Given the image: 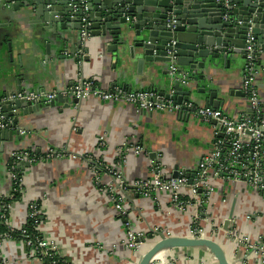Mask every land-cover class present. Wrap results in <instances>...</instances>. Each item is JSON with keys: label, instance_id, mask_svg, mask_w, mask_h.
I'll list each match as a JSON object with an SVG mask.
<instances>
[{"label": "crops", "instance_id": "1", "mask_svg": "<svg viewBox=\"0 0 264 264\" xmlns=\"http://www.w3.org/2000/svg\"><path fill=\"white\" fill-rule=\"evenodd\" d=\"M31 19L14 12L11 5H0V97L4 92L15 93L18 79L26 90L45 93L64 91L81 80H92L98 88L106 91L115 84L133 91H168L171 81L165 72L169 68H166L167 64H144L139 69L134 60L115 59L101 40L95 38L87 43L86 52L81 50V54H75V61L61 55L59 44L57 47L48 42L46 38L51 39V35L40 33L39 26L33 25ZM78 48L72 41L68 51L70 54L78 53ZM82 58L89 61L84 62ZM205 75H209L206 82L210 87L219 90L222 99L226 97L227 105L223 109L228 115L238 117L247 113L245 99L229 96L230 91L241 88L243 63L227 69L219 61L215 72L206 68ZM263 85L261 73L256 86L262 88ZM202 98L195 95L193 103L204 105L200 101ZM64 107L65 104L58 103L57 107L44 110V114L38 117L18 116L17 127L26 130L27 135L20 140L13 137L11 142H0V195L7 188L5 163L10 153L23 149L36 154H44L48 150L63 153L61 160L39 162L22 171L26 176L24 193L19 201L13 203L12 224L16 228L23 226L28 202L45 197L41 200V233L59 245V255L66 264H137L136 256L145 252L147 245H143V251L135 257L123 249V222L112 207L110 195L95 187L87 158L99 161L102 184L117 189L114 179L104 169L118 164L116 151L121 145H140L147 152L141 156H134L131 151L126 153L121 171L125 183L130 185L136 179L149 176L150 163L156 158L161 159L164 173L168 175L176 166L179 170L194 169L201 156L210 151L213 129L199 124L190 116L188 121H183L167 112L141 113L125 103H103L96 98L82 102L79 107ZM99 136L105 137L106 144L101 153L96 150ZM153 154L156 155L154 159ZM124 198L134 230L149 233L151 229L159 228L168 229L173 236L186 234L187 217L169 209L166 195L156 200L145 199L127 188ZM245 198L240 197L236 203L234 214L237 217L256 203V200ZM220 199L221 194H217L212 200L213 215L218 212L214 207L223 208L219 205ZM253 209L264 213L259 200ZM253 226L251 228L244 223L243 231L253 233L257 228L264 229L263 214L261 221L253 223ZM217 240L226 254L233 253L235 247L231 242L220 236ZM113 245L116 249L111 251ZM24 253L18 243L7 242L3 252L5 264H33ZM172 255L165 254L152 264H166V258ZM178 259L179 264H212L210 257L197 250L189 252V257Z\"/></svg>", "mask_w": 264, "mask_h": 264}, {"label": "built area", "instance_id": "2", "mask_svg": "<svg viewBox=\"0 0 264 264\" xmlns=\"http://www.w3.org/2000/svg\"><path fill=\"white\" fill-rule=\"evenodd\" d=\"M86 26L87 24L83 25L84 30L81 32L83 39L87 38ZM245 50L247 65L243 70V80L238 91L243 94L247 109L251 112L238 117L228 115L226 110L197 106L193 102L176 104L146 90L133 91L119 85L106 91L98 88L92 80H81L61 92L45 93L29 90L15 93L8 99L1 98L0 130L17 132L21 138L27 135L26 130L17 127L13 118L4 113L1 104L6 100L48 104L58 95L72 96L81 102L96 98L103 103H125L134 107L137 112L188 115L199 124L212 127L210 151L198 160L197 166L191 172L194 174L193 177H187L180 171L177 178H172L171 174L164 173L165 167L161 159L156 158L150 163L149 176L136 179L128 185L121 171L126 153L131 151L134 156H141L147 152L140 145L123 144L116 151L118 164L111 169H104L114 179L117 189L102 184L100 181L102 167L99 161L87 158L91 164L93 183L100 192L110 195L112 207L123 222L125 235L121 246L132 255L147 244L149 235L155 242L173 235L168 229L153 228L149 233L133 229L128 219L129 210L125 205L124 193L127 188L145 199L156 200L157 197L166 195L169 199V209L187 217L188 220L186 234L178 237L216 239L220 236L235 247L233 255L242 259L240 264H250V262L264 264V229L257 228L253 233L243 231L244 223L254 228L253 223L261 221V215L264 216V213L253 209L254 206L239 217L233 211L234 216L230 220L229 231L225 232L222 227L224 220L228 218L233 199L238 201L240 197L249 194L250 197H257L259 206L264 208L262 182L264 179V91L256 86L257 77L261 73L264 76V68L257 65L260 51L250 34L247 36ZM176 72L177 67L172 65L169 74L175 77ZM185 80V77L180 79L183 84ZM105 147V137L99 136L96 144L97 152L101 153ZM62 157L63 153L55 150H48L44 154H36L28 149L10 153L5 163L7 188L0 195V226H4L6 230V233H0V264H5L3 252L7 242L21 245L25 257L33 264H44L45 260H48V264H65L59 255V245L41 233L40 219L43 211L41 200L45 197L33 198L28 202L25 223L19 228L12 224L14 202L10 201L13 194L19 195L20 200L24 193L26 176L22 172L24 169H19L20 165H29V168H25L29 170L39 162L61 160ZM217 194H221L219 205L223 208L218 205V208L214 207L218 212L213 215L212 200ZM16 233L19 238L14 237ZM115 249L116 246L113 245L111 251ZM189 252L191 251L186 254V251H183L188 257ZM209 257L213 264L214 257ZM166 264H179V259L174 254L166 258Z\"/></svg>", "mask_w": 264, "mask_h": 264}, {"label": "water", "instance_id": "3", "mask_svg": "<svg viewBox=\"0 0 264 264\" xmlns=\"http://www.w3.org/2000/svg\"><path fill=\"white\" fill-rule=\"evenodd\" d=\"M1 4L4 7L11 5V9L22 17L32 18L30 22L39 26L40 33L51 35V39L46 38L48 42L57 47L59 44L64 57L74 59L75 54H81V50L86 52L87 43L95 38L101 40L115 59L134 60L139 69L144 64L152 66L155 63L167 64L166 68L172 65L177 67L175 77L169 74V68L165 71L171 81L168 91H153L176 104L194 102V96L201 95L203 100L200 101L204 102L202 106L224 110L226 97L222 99L219 90L206 82L209 75H205V70L207 68L215 72L219 61L227 69L236 63H243L244 70L247 65L245 47L248 34L253 36L260 51L259 57L263 60L257 65L264 68V0H0ZM84 24H87L86 39L81 36ZM72 41L79 46L78 53H69ZM82 59L84 62L89 61L87 58ZM199 70L201 73H198ZM181 77L186 78L185 84L180 81ZM16 86L15 93L29 91L21 86L19 79ZM262 89L264 91V85ZM15 93L4 92L0 99H8ZM229 96L244 98L240 91H230ZM58 103L65 104L64 108L69 109L71 106L79 107L82 102L72 96L63 98L58 95L48 104L9 99L1 106L4 113L18 125V116L38 117L44 114V110L57 107ZM176 117L188 121V115ZM13 137L21 139L17 132L0 130L1 143L11 142ZM155 156L153 154V159ZM25 168H29V165L19 166V169ZM180 171L187 177L194 176L191 173L193 169L179 170L176 166L171 177L177 178ZM245 197V200H256V203L259 200L249 194ZM236 202L237 199L232 200L228 218L222 224L225 232L230 229ZM150 239L149 235L145 252L142 250L144 247H141V254L136 256L137 252L132 255L137 257V264H152L169 253L182 258L185 256L183 251L188 254V251L196 250L204 256H213V264L242 263V259L233 253L226 254L217 238L173 236L156 242L154 238Z\"/></svg>", "mask_w": 264, "mask_h": 264}, {"label": "trees", "instance_id": "4", "mask_svg": "<svg viewBox=\"0 0 264 264\" xmlns=\"http://www.w3.org/2000/svg\"><path fill=\"white\" fill-rule=\"evenodd\" d=\"M263 62V60H262V58L261 57H259V56H257V62ZM262 89V88H261ZM31 152H32V150H31ZM33 153H35V152H33ZM19 200V195H16V194H13L12 196H11V199H10V201H12V202H14V201H18ZM0 233H6V230H5V228H4V226H0ZM16 236V238H19L18 237V235H17V233L16 234H14V237ZM151 240V239H150ZM149 240V241H150ZM49 262H48V260H45L44 261V264H48ZM65 264H66V262H65Z\"/></svg>", "mask_w": 264, "mask_h": 264}]
</instances>
